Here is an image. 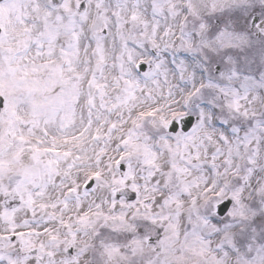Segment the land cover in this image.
Returning a JSON list of instances; mask_svg holds the SVG:
<instances>
[{
	"label": "snow or ice",
	"instance_id": "obj_1",
	"mask_svg": "<svg viewBox=\"0 0 264 264\" xmlns=\"http://www.w3.org/2000/svg\"><path fill=\"white\" fill-rule=\"evenodd\" d=\"M0 264H264V0H0Z\"/></svg>",
	"mask_w": 264,
	"mask_h": 264
}]
</instances>
